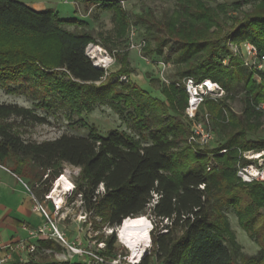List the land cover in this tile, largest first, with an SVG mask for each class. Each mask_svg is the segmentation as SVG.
I'll return each instance as SVG.
<instances>
[{
    "label": "trees",
    "instance_id": "16d2710c",
    "mask_svg": "<svg viewBox=\"0 0 264 264\" xmlns=\"http://www.w3.org/2000/svg\"><path fill=\"white\" fill-rule=\"evenodd\" d=\"M90 1L113 11L121 36L126 35L130 21L119 2ZM251 1L256 6L243 18L228 13ZM179 5L178 16L162 24L164 39H158L157 46L146 44L145 52L173 59L182 78H208L229 92L242 73L241 62L231 56L226 42L249 41L264 52V0L217 8L202 0H179ZM67 26L76 28L72 31ZM87 26L77 18H61L51 8L37 11L17 0H0V84L10 93L23 92L39 99L48 111L54 98L73 110L88 107L95 99L92 93L101 99L112 97L118 104L124 101V106H117L119 111L133 108V119L139 129L147 131L149 142L143 144L117 130L102 136L93 126L86 137L64 134L52 141L27 142L17 121L30 125L45 119L30 109L0 103V165L19 179L48 184L39 196L49 192L63 165L79 168L74 197L80 195L85 211L112 229L149 211L154 220L152 249L141 264H236L235 249L228 245L233 238L227 237L226 218L216 212L229 204L237 210L243 229L260 243V252L250 263L264 264V186L237 182L239 153L233 149H264V140L247 139L249 133L264 128L260 122L264 114L259 110L264 104V74L254 71L250 75L240 114L228 105L230 94L221 101H206L213 127L226 130L225 143L210 151L190 142L183 114L188 95L181 85L172 86L171 92L163 90L167 103L130 82L128 96L114 92L113 76L93 65L86 54L95 41ZM167 39L178 40L181 50L164 52ZM226 56H231L230 68L221 61ZM129 73L124 69L120 75ZM147 111L155 119L148 118ZM224 148L228 153L219 155ZM211 153H215L218 167L207 171ZM38 244L43 249L59 248L52 240H39ZM106 244L105 254L109 255L115 249L116 236L107 238ZM27 264L79 263L41 256L29 257Z\"/></svg>",
    "mask_w": 264,
    "mask_h": 264
},
{
    "label": "rangeland",
    "instance_id": "374dc122",
    "mask_svg": "<svg viewBox=\"0 0 264 264\" xmlns=\"http://www.w3.org/2000/svg\"><path fill=\"white\" fill-rule=\"evenodd\" d=\"M17 1L23 2L37 11L51 8L57 11L61 18H77L86 22L88 24L86 29L92 32L95 38V41L88 45L86 54L91 59L93 65L104 69L107 75L113 76L115 82L114 92H116V94L122 95L123 97L128 96L130 91L126 85L130 82L134 86L141 87L151 94L153 98L167 103L168 95H165V93L163 94V90L171 92V88L175 84H179L184 88V81L186 78L181 77L179 67L173 59H166L157 54L150 55L144 50L146 44L157 46L159 44L157 40L164 39L165 35L162 36L161 33L162 24L170 22L173 18L178 16V11H182L179 0H114L121 4L130 21V25L124 36H121L122 31L116 19H114V12L104 9L103 5L98 3L95 4L90 0ZM202 1L211 8H217L219 5L231 6L243 0ZM255 6L256 4L252 1L243 3L238 11L231 10L228 13L243 18L244 14L253 11ZM140 17L143 19L141 20ZM221 18H224V16L221 15ZM66 28L73 31L76 27L67 26ZM245 43L250 42H236L234 40H228L226 42V47L231 56L241 62L239 70L242 75L240 80L231 86L229 92L223 88L226 92L223 98L216 99L214 97H209L206 99L202 111L196 118V124L208 126L210 130L219 135V142L221 145L225 143L226 130H221L215 126L213 127V119L206 105V101H221L230 94L229 96L231 99L228 101V105H230V108L235 113L240 114L244 107L242 97L250 75L254 71L259 74H264V52L259 51L256 46L250 43L256 48L257 55L248 57ZM172 48L179 51L182 48V44L176 39H167L164 52ZM231 56L222 58L221 61L225 67H231ZM102 59L106 62L100 64V60ZM244 61H247L248 64L246 65ZM124 69L130 72L128 76L120 75ZM47 72L51 73V71ZM97 85H99V83H97ZM11 87L14 88L15 86L11 85ZM90 96L95 99H92L88 107H80V110H73L69 106L62 104L59 99L54 98L50 102L52 110L48 111L40 106L41 101L39 99H34L23 92L17 94L10 93L0 84V103L13 104L30 109L39 117L45 119L44 123L30 125L22 120L17 121V126L22 131V138L27 142L40 143L52 141L64 134L86 137L92 126L95 127L102 136H106L109 132L117 130L128 134L131 138L143 144L149 142L145 139L147 131L139 129L140 124L135 118L133 119V108H127L124 112H121L118 107H120V105L121 107L124 106V101L118 104V101L112 97L107 96L101 99L99 97L97 98L95 93H92ZM261 106L259 110L264 114V108ZM205 109L209 114L208 120L204 117ZM149 113L150 112L147 111L146 116L155 119L154 114L150 113V115ZM183 114L186 116L185 111ZM172 115L175 116L173 112ZM260 122L264 125V115L261 117ZM185 123L188 125L191 132L194 123L191 122L187 116ZM247 139L252 141L264 140V128L259 129L256 133H249ZM78 170L77 167L67 164L63 165L61 173L52 180L49 192L40 194V196L38 193L48 187V184L41 185L37 181H30L27 178H25L24 181L29 190L32 191L37 199L47 208L51 214L52 220L59 230L66 234V238L70 242L79 244L84 250L97 252L99 250V244L101 242L106 243L107 238L114 234L116 236L115 249L108 256H120V258L132 256L131 252L119 242L118 231L120 226L115 229L103 226L100 218L94 217L91 213L85 211L80 195L74 197V194L70 196L71 192L66 193L63 196L64 202L61 204L62 210L58 214L54 211L53 202H55V200L52 198L54 184L62 177V174H67L69 180L75 186ZM43 180H47L46 176L43 177ZM102 190L103 188H101V191ZM47 196H50V199L54 201L47 200ZM216 212L226 218L227 228L230 231L227 237L233 238L232 241L230 240V242H233V245L230 242H228V245L235 249V263L252 264L249 259L256 257L261 249L257 237H252L243 229L240 225L237 210L233 206L223 204L216 209ZM144 216L151 221L152 230L154 227L153 217L149 211L144 214ZM43 225H45V223L41 226ZM36 238L37 240H43L40 237ZM20 242L12 244V246L15 248ZM22 243L29 245L27 241H22ZM55 244L58 245V249H43L38 247L37 243H34L37 248L35 252L30 253L25 249L20 252L16 259L10 256L5 264H27L29 257L38 259L41 256H49L52 260L58 262L86 264L83 259L69 254L68 250L60 243L55 242ZM151 249L152 242L150 241L146 250L147 254H149ZM15 251H17L16 248Z\"/></svg>",
    "mask_w": 264,
    "mask_h": 264
},
{
    "label": "built area",
    "instance_id": "2783aa9c",
    "mask_svg": "<svg viewBox=\"0 0 264 264\" xmlns=\"http://www.w3.org/2000/svg\"><path fill=\"white\" fill-rule=\"evenodd\" d=\"M245 48L248 57H254L257 55V50L250 43H245ZM251 54V55H250ZM246 65L247 61H244ZM184 88L188 94L189 101L188 106L185 110V114L188 119L194 123V126L191 129L190 142L195 143L196 145L202 148H208L210 151H214L221 146L219 142V135L214 133L209 129L208 126L203 124H196V118L198 114L202 111L204 101L209 97L214 98H223L226 95L223 87L212 81L211 79H203L198 81L194 78H186L184 81ZM264 108V105L261 106ZM204 117L208 120L209 114L205 109ZM236 149L239 153V161L236 166L235 176L238 183L242 185H249L253 183H260L264 186V149L263 150H241L240 148ZM229 149H222L219 151V155L228 153ZM215 153H211V161L208 164L207 171H211L218 167L217 161L214 159ZM79 169V168H78ZM80 169L78 170V175ZM62 176V175H61ZM201 189H204V186H200ZM75 186L72 188L70 196L73 194ZM31 198L34 202L32 207L33 212L40 213L44 217L45 225L40 226L35 231H31V236L40 237L44 240H52L63 245L69 252V254L79 257L86 262V264H141L143 259L140 261L133 260L132 256H125L120 258V256L106 255V243L101 242L99 244V250L97 252L87 251L82 249L79 244L70 242L66 238V234L59 230L55 222L51 218V214L47 208L37 199L35 194L30 191ZM47 200L52 201L48 198ZM81 198V196H80ZM54 203V211L58 214L62 210V206ZM47 223V224H46ZM47 225V226H46ZM16 250L23 251L27 250L30 253H33L37 250L34 244H23L22 241L15 246ZM14 246L8 245L4 249L8 251H15ZM3 247L0 246V251ZM150 253V252H149ZM147 255V252L146 254ZM144 255V256H145ZM10 255L6 257H0V264H5L6 260L9 259Z\"/></svg>",
    "mask_w": 264,
    "mask_h": 264
},
{
    "label": "crops",
    "instance_id": "0c3cea01",
    "mask_svg": "<svg viewBox=\"0 0 264 264\" xmlns=\"http://www.w3.org/2000/svg\"><path fill=\"white\" fill-rule=\"evenodd\" d=\"M34 202L24 179H19L8 168L0 165V257L18 258L21 251L9 252L4 247L27 241L37 243L35 231L44 223V217L32 210Z\"/></svg>",
    "mask_w": 264,
    "mask_h": 264
},
{
    "label": "bare ground",
    "instance_id": "6f19581e",
    "mask_svg": "<svg viewBox=\"0 0 264 264\" xmlns=\"http://www.w3.org/2000/svg\"><path fill=\"white\" fill-rule=\"evenodd\" d=\"M105 62L104 59L100 60V64ZM73 187L74 184L69 180L67 174H62V177L53 186L52 198L58 205H61L64 202L63 196L66 193H70ZM50 196L48 197L49 199ZM151 228V221L144 215L136 218H127L119 227V242L131 252L133 260L140 261L146 254L151 241Z\"/></svg>",
    "mask_w": 264,
    "mask_h": 264
},
{
    "label": "water",
    "instance_id": "95a60500",
    "mask_svg": "<svg viewBox=\"0 0 264 264\" xmlns=\"http://www.w3.org/2000/svg\"><path fill=\"white\" fill-rule=\"evenodd\" d=\"M124 222V221H123ZM123 222H122V224H123Z\"/></svg>",
    "mask_w": 264,
    "mask_h": 264
}]
</instances>
